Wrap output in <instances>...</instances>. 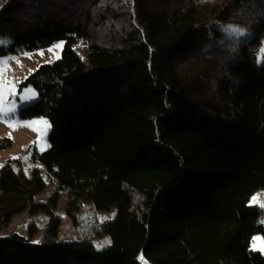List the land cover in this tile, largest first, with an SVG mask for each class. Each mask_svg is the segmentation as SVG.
<instances>
[{
  "label": "trees",
  "instance_id": "trees-1",
  "mask_svg": "<svg viewBox=\"0 0 264 264\" xmlns=\"http://www.w3.org/2000/svg\"><path fill=\"white\" fill-rule=\"evenodd\" d=\"M0 35V58L63 42L18 113L49 122L32 159L55 187L37 202L38 169H0V232L26 209L50 220L37 244L33 225L0 238V264H264L248 205L264 190V0H0ZM64 192L67 215L116 210L99 230L110 246L58 240Z\"/></svg>",
  "mask_w": 264,
  "mask_h": 264
},
{
  "label": "rangeland",
  "instance_id": "rangeland-1",
  "mask_svg": "<svg viewBox=\"0 0 264 264\" xmlns=\"http://www.w3.org/2000/svg\"><path fill=\"white\" fill-rule=\"evenodd\" d=\"M216 28H218L226 38L236 43H242L251 36L247 29L239 27L230 21L217 22ZM232 29H243L244 32L240 35L232 31ZM6 43H8V40L0 35V44ZM59 43L61 42H57L45 49L32 52H19L0 58V61H6V65L0 63V73H2L8 81L15 84L18 95L24 88L30 87L24 86L25 81L40 65L51 63L58 59L57 57H60L62 48L55 49L51 52L48 51ZM41 52L43 55H40ZM262 56H264V40L257 52L258 61ZM18 95V108L13 117L15 122L25 124L32 120H46L45 118L21 119L18 115L20 109L32 104L37 99L27 104H20ZM35 127L40 129V131H34L32 128L24 126L9 127L8 123L4 120H0V165L3 167L5 164L10 163L13 171L21 170L25 174H28L32 169H38L45 182V187L42 192L37 195L36 201L43 202L52 193L55 187V180L49 175L47 169L39 161H34L32 159V152L34 150L42 153L48 148L47 137L49 127L45 128L43 125H36ZM6 142H9V145H5ZM14 157H19L20 159H14ZM2 167H0V169ZM253 197L257 198L255 202H253ZM66 199L67 192H64L59 196L56 207L53 210V215L59 219L58 240L80 242L84 239H91L94 248L97 250H102L110 246V244L106 243L110 241L109 236L101 233L99 230L102 224L111 221L115 217L116 210L112 208L106 211H98L95 209L92 202H87L80 210L70 216L65 213ZM261 203H264V190L255 192L248 203L249 206L259 207L262 210L263 215L261 223L264 227V207L260 206ZM49 220V215L42 212L32 214L30 213V209H26L14 216L10 223L1 230L0 238L8 237L12 234L26 236L29 227L33 225L38 229V232L33 237L32 243L33 241H38L39 243ZM254 237H260L261 239L256 242V250H253L252 238L250 250L264 254V251L261 250L264 249L263 236L255 235Z\"/></svg>",
  "mask_w": 264,
  "mask_h": 264
},
{
  "label": "snow or ice",
  "instance_id": "snow-or-ice-1",
  "mask_svg": "<svg viewBox=\"0 0 264 264\" xmlns=\"http://www.w3.org/2000/svg\"><path fill=\"white\" fill-rule=\"evenodd\" d=\"M237 34L242 35L244 30L243 29H232ZM63 47V42L54 46V48H50L48 51H54L55 49H60ZM40 55H43L41 52ZM59 58V57H57ZM0 63H4L6 65V61H0ZM17 91L16 86L14 83L8 81L2 73H0V120H4L8 123L9 127H17V126H24L32 128L34 131H40V129L36 128V125H43L45 128L50 127V124L47 120L39 119V120H32L25 124H19L15 122L13 117L17 111L18 103H17ZM38 98V94L36 91L30 87L24 88L18 95V100L20 104H27L33 102ZM14 159H20L19 157H14ZM2 167V165H0ZM256 197H253V202L256 201ZM261 207H264V203L260 204ZM260 237H253L252 246L253 250H256V242L260 240ZM33 243H38V241H33ZM106 243L110 244V241ZM264 251V249H261Z\"/></svg>",
  "mask_w": 264,
  "mask_h": 264
}]
</instances>
